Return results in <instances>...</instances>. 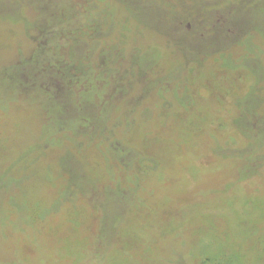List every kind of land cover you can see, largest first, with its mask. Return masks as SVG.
I'll return each instance as SVG.
<instances>
[{"label":"rangeland","instance_id":"1","mask_svg":"<svg viewBox=\"0 0 264 264\" xmlns=\"http://www.w3.org/2000/svg\"><path fill=\"white\" fill-rule=\"evenodd\" d=\"M0 264H264V0H0Z\"/></svg>","mask_w":264,"mask_h":264}]
</instances>
